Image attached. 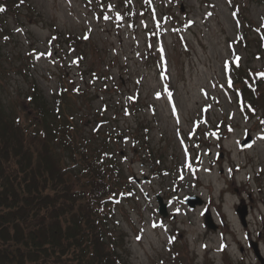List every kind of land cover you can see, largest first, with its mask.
<instances>
[{
    "label": "rangeland",
    "instance_id": "374dc122",
    "mask_svg": "<svg viewBox=\"0 0 264 264\" xmlns=\"http://www.w3.org/2000/svg\"><path fill=\"white\" fill-rule=\"evenodd\" d=\"M27 5L4 15L0 94L9 110L22 105L33 114L35 84L54 106L62 77L86 135L96 127L116 134L108 149L124 168L128 191H119L108 229L123 261L260 264L246 244L247 235L258 239L264 253V109L252 118L241 112L224 62L235 43L245 66L264 67L254 42H236L244 30L252 40L264 27V0ZM248 130L253 143L241 147ZM155 193L181 207L176 219L159 216ZM191 193L205 204L186 206ZM242 197L250 203L246 226L235 210ZM205 208L218 228L206 226Z\"/></svg>",
    "mask_w": 264,
    "mask_h": 264
},
{
    "label": "trees",
    "instance_id": "16d2710c",
    "mask_svg": "<svg viewBox=\"0 0 264 264\" xmlns=\"http://www.w3.org/2000/svg\"><path fill=\"white\" fill-rule=\"evenodd\" d=\"M28 3L0 0V66L4 15L20 13ZM245 31L236 42H254L264 57V27H256L252 40ZM231 53L227 80L238 107L252 118L264 109V67L245 66L235 43ZM59 82L54 106L35 84L33 114L22 105L9 110L0 94V264H126L108 229L128 181L115 150L108 149L115 133L96 127L87 136L67 98L73 94L70 83L62 77Z\"/></svg>",
    "mask_w": 264,
    "mask_h": 264
},
{
    "label": "water",
    "instance_id": "95a60500",
    "mask_svg": "<svg viewBox=\"0 0 264 264\" xmlns=\"http://www.w3.org/2000/svg\"><path fill=\"white\" fill-rule=\"evenodd\" d=\"M252 141L251 139V135L250 133L248 132L247 133V136L244 138V140L242 141V145H246L248 143H250ZM158 201H159V207H160V210L162 212H164V202H163V198L162 196H159L158 195ZM187 201L189 202L190 205L194 206L196 204H202L203 202V199L199 196V195H191L190 197L187 198ZM247 206L246 204L243 205V206H239L238 207V215H240V218H241V222L243 223V225H246V216H247ZM206 222L208 224L209 227H212L213 229L214 228H217V226L214 224L213 225V218L211 215H207V219H206ZM252 246L254 248V251L256 253V256L260 258L262 264H264V257L262 256L261 252H260V246H258V241H255L253 240L252 241Z\"/></svg>",
    "mask_w": 264,
    "mask_h": 264
},
{
    "label": "flooded vegetation",
    "instance_id": "af4514ba",
    "mask_svg": "<svg viewBox=\"0 0 264 264\" xmlns=\"http://www.w3.org/2000/svg\"><path fill=\"white\" fill-rule=\"evenodd\" d=\"M150 180V179H149ZM170 200V199H169ZM183 202L185 203V204H187L186 203V200L184 199L183 200ZM170 203H171V200H170V202H169V205L167 206L168 207V210H166V216L168 215V217H171V218H173V219H176L175 218V216H176V214L177 213H179L180 211H181V208H179V207H171L170 206ZM170 206V207H169ZM190 208V207H189ZM190 209H192V208H190ZM194 209V208H193ZM240 247V249L242 250V251H244V247L242 246V245H240L239 246Z\"/></svg>",
    "mask_w": 264,
    "mask_h": 264
},
{
    "label": "snow or ice",
    "instance_id": "6c2138e0",
    "mask_svg": "<svg viewBox=\"0 0 264 264\" xmlns=\"http://www.w3.org/2000/svg\"><path fill=\"white\" fill-rule=\"evenodd\" d=\"M3 9H0V11H2Z\"/></svg>",
    "mask_w": 264,
    "mask_h": 264
}]
</instances>
